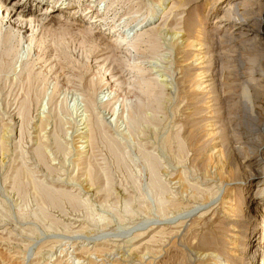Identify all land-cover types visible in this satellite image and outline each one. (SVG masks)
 I'll use <instances>...</instances> for the list:
<instances>
[{
  "label": "rangeland",
  "instance_id": "374dc122",
  "mask_svg": "<svg viewBox=\"0 0 264 264\" xmlns=\"http://www.w3.org/2000/svg\"><path fill=\"white\" fill-rule=\"evenodd\" d=\"M40 1L0 0V264H264V0Z\"/></svg>",
  "mask_w": 264,
  "mask_h": 264
},
{
  "label": "bare ground",
  "instance_id": "6f19581e",
  "mask_svg": "<svg viewBox=\"0 0 264 264\" xmlns=\"http://www.w3.org/2000/svg\"><path fill=\"white\" fill-rule=\"evenodd\" d=\"M39 2H41V1L39 0ZM7 11H9V13L6 16V21L3 22V21L0 20V39L2 38V40L5 43L9 44L11 42V40L13 38H15L16 35H20L21 34L19 37H20L21 40H23L25 38V35H24L22 29L24 27L26 28V26H27V23H25V26L23 25V23L25 22V19H28V18H26V14H28V11H20V10L16 9L14 6L10 10L9 9H6V13H7ZM154 15H155V13L152 10V11H150V14L147 17L139 19L137 21V23H135V24L136 25H142L144 23V20H146L147 18H149L151 16H154ZM222 16H224V15H222ZM13 17H17L18 18L17 19V20H19L17 22V23H19L18 25H14V23H12L11 19ZM6 24H7V27L4 28V26ZM231 28L233 29V32L234 31H237L239 34H245L246 36H250L251 35L252 36V39L254 40L253 41L254 43H256V44L261 45L262 47H264V29H262L261 31L259 30L260 37L258 38L257 34H254L255 33V29L252 28V27H250V25L248 23H245V22H243V23L238 22L237 23L236 22V23L231 24ZM108 29H109V33H112V32L115 31V28L113 26H111ZM137 34H138V32L136 33L137 39L132 44V47H133V45H136V48H137V45L139 46L141 43L144 42L145 37H148L149 36V32L145 30L143 33H140L139 32V35H137ZM32 40H33V38L30 39V42H29L30 45L32 43ZM125 40H126V37L124 35H120V34L115 35V39H114L115 43L121 44ZM31 48L32 47H30V49ZM149 90H151V89H149ZM243 92H244V90H243ZM254 97L255 98H253V96L252 97L247 96V99L246 100H248V110H245V111H247V114H246L247 116L245 115V117H246L245 120H247V122L249 120V122H251L254 125V127L253 128L252 127L249 128L250 126L248 127V125H246V127L249 128V132L251 131V132H259V133H261L260 129L262 128V126L264 124V121H261L259 123V121L257 120L258 119V116L260 115L259 112H258V110H256V107H255V103H256L255 101L258 100V98H259V93L257 91H255V96ZM244 98H246L245 95H244ZM251 123H248V124H251ZM256 158L257 159L254 160L255 163L253 164V165H256L257 166V168H255L256 175H254V176L258 179V181H261V180H264V154L261 152L260 155L258 157H256ZM255 199H256L255 198V195H253L252 198H251V202H255ZM255 203H256L255 208L261 209V213H264V204H261L260 203L261 204V207H259L260 204L258 202H255ZM255 216H257V215H255Z\"/></svg>",
  "mask_w": 264,
  "mask_h": 264
}]
</instances>
